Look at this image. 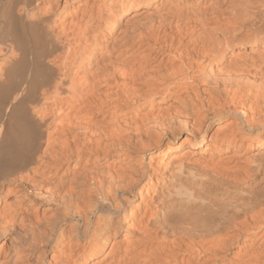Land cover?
<instances>
[{"label":"bare ground","instance_id":"1","mask_svg":"<svg viewBox=\"0 0 264 264\" xmlns=\"http://www.w3.org/2000/svg\"><path fill=\"white\" fill-rule=\"evenodd\" d=\"M0 264H264V0H0Z\"/></svg>","mask_w":264,"mask_h":264}]
</instances>
